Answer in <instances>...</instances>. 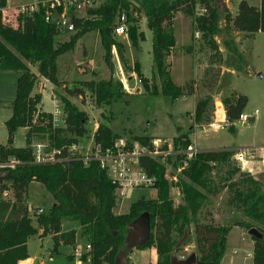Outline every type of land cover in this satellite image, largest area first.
Returning a JSON list of instances; mask_svg holds the SVG:
<instances>
[{"label":"trees","instance_id":"obj_1","mask_svg":"<svg viewBox=\"0 0 264 264\" xmlns=\"http://www.w3.org/2000/svg\"><path fill=\"white\" fill-rule=\"evenodd\" d=\"M92 4L94 6L86 8V17H73L74 31L68 33L59 30L54 22L45 21L42 9L26 14L15 13L13 20H7L3 15L6 0H0V69L18 73L15 96L10 105L11 114L4 123L7 143L0 144V158H13L20 162L4 178H0V189L12 190L11 199H0V264H18L26 260L29 257L28 240L37 235L38 230H41L39 237L51 235L54 250L60 245L74 246L77 230L69 228L62 231L65 220L76 222L80 239L84 245L89 244L90 249L86 252L90 258L89 264H115L116 254L124 248L129 223L144 212L148 213L150 238L138 249L153 246L157 256L155 264H170L171 255L184 245L181 243L177 246V238L188 233L191 224L197 264L220 263L227 233L233 226L245 230L256 228L261 233L260 239L250 236L252 264H264V185L250 172L230 167L232 150L200 151L185 163L182 154L169 156L167 160H171L172 167L181 168L176 182L166 179V168L160 158L139 156L140 168L155 178V183L150 187L155 189L156 195L154 198L140 197L131 202L126 213L117 214L114 212L118 199L116 185L111 183L96 161H89L85 165L77 152L69 150L87 134L85 124L88 117L68 97L83 96L87 92L96 104H110L125 94L121 83L109 78L80 81L79 86L63 85L66 95H57L63 122L55 126L51 113L38 108L41 94L34 92L38 76L56 87L65 82L59 77L62 70L59 59L87 32L99 35L109 66L112 46L117 48L120 60L125 64L123 46L115 41L113 34L119 16L124 14L128 39L134 46L143 39L136 22L140 15L145 18V24L152 34L153 73L158 79L162 96L170 102L191 96L195 89L193 80L184 84L175 83L166 62L175 46L173 25L176 13L193 15L196 5H204L207 13L195 18V26L201 37L208 35L209 40V33L213 36L217 31L219 18L231 30L249 35L264 32V0H260L258 7L246 0H239L235 14L229 13L224 4L217 0H99ZM222 35L224 66L234 71L241 70L244 59L237 43L230 33ZM210 46L215 49L214 56L219 55L214 41H210ZM185 52L190 53V47L185 48ZM30 66L35 67L36 72L31 71ZM131 71L137 75L145 90L152 88V93H155L156 84L152 82V77L149 83L142 76L139 63L135 62ZM223 78L219 85L223 91L220 101L225 111V124L233 128V123L244 111L247 97L233 91L227 92L230 73H224ZM212 95L206 94L196 99L191 116L193 124L172 138L174 150H185L191 144L194 125L201 127L212 122L208 114L213 107ZM17 128L25 129L23 147L12 145L13 133ZM116 138L103 122H99L92 133L93 144L103 148L112 147ZM35 139H44L48 148L57 150V160L32 163L31 145ZM151 140L146 135H138L125 141V145L130 148L133 142H137L152 149ZM218 166L227 169L224 175L215 177L212 172ZM31 181L39 182L54 201L41 214L28 212L26 196ZM171 186L177 189L182 203H174L169 195ZM224 188L228 192L225 204L233 215L237 212L243 219L226 223L214 221L208 197H216Z\"/></svg>","mask_w":264,"mask_h":264},{"label":"rangeland","instance_id":"obj_2","mask_svg":"<svg viewBox=\"0 0 264 264\" xmlns=\"http://www.w3.org/2000/svg\"><path fill=\"white\" fill-rule=\"evenodd\" d=\"M36 1L39 0H9V8L4 9L3 15H6L7 20H13L14 9L18 5H27ZM98 1L96 0L95 3ZM246 1L250 5L260 6V0ZM218 2L224 4L229 13H236L239 0H219ZM78 14L82 15V12H78ZM136 23L139 27L138 31L143 36V39L137 41V46H134L128 39L127 33L115 37V41H119L123 46L125 64L120 60L119 52L114 46V49L111 48L110 51L111 66H109L99 35L96 32L91 31L80 36L74 47L61 55L59 59L62 67L59 77L65 81L60 87H56L48 80L38 76L34 88V92L41 94V102L38 108L53 114L55 112L54 103L56 102L60 106L57 95H66L62 89L63 85L69 87L79 86L80 81L89 79L108 80L110 78L114 82H120L121 89L125 93L118 101H112L106 105L103 103L96 104L94 98L87 92L83 96L68 97L88 117L85 124L87 134L76 145L75 151L81 154L92 152V133L99 122L107 124L117 137L113 146L115 143L130 141L131 137L138 135H146L151 139H161L172 143L174 136L186 131L193 124L190 114L193 113L195 101L206 94H213V107L208 112L212 118L217 108L215 100H220V95L223 93L219 86L224 80L223 74L220 73L222 69L220 66L228 68L222 62L225 59V49L221 45L222 34L228 32L233 36L235 42H239L237 45L243 56L244 65L241 70L234 71L232 74L227 92L233 91L245 95L247 104L243 113L254 119L251 123L249 120L247 122L235 121L233 128H229L228 124H225V120L216 121L215 124L203 125L205 127H196L193 143L201 151L230 149L234 154V150L254 149V159L239 163L231 157L229 165L250 172L264 185V161L261 162L262 159L259 155L262 148H264V32H256L245 36L231 30L224 20L219 18L216 23L217 31L215 35L212 36L209 33L211 40H209L208 35L201 37V34L199 38H195L193 33L194 30H197V27L195 26L194 16L184 15L180 12L176 13L173 34H175V39L178 41L175 50L179 53L180 60L176 62V68L173 70V80L179 84L193 80L195 89L193 95L179 97L170 102L160 93L158 79L153 73L152 34L145 24L144 16L140 15ZM126 27L128 28L127 24ZM210 41H214L218 50L221 49L218 52L219 55L214 56L215 49L210 46ZM187 47H190V53L185 52ZM135 62L139 63V70L142 76L148 79L149 83L152 77V82L156 84L155 93H152V88L145 90L137 75L131 71ZM219 64L221 65L218 66ZM228 69L232 70V68ZM30 70L36 72L35 67L30 66ZM189 75L191 77H188ZM17 77V72L0 69V144L7 143V132L4 123L11 114L10 105L15 96ZM253 112H256V116H252ZM36 142L47 144L44 139L33 140V143ZM24 144L25 129L17 128L13 133L12 145L23 147ZM133 144L139 143L133 142ZM160 150H163V148H160ZM166 158L168 159V157ZM160 162L163 163L161 160ZM180 169V167L179 169L173 168L171 160L169 162L167 160L166 173L179 174ZM226 169L225 166H218L216 170H213L212 175L215 177L224 175ZM166 179L170 182L169 176ZM155 195V189L149 186L130 188L123 197L117 194V206L114 212L117 214L126 213L131 202L140 197L154 198ZM169 195L174 203H182L181 196L175 186L170 187ZM227 197V188H224L216 197H208L211 202L209 209L212 211L215 222L226 223L233 219H243L237 212L234 215L232 214V210L225 204ZM53 202L51 194L39 182H29L26 196L28 206L41 208L46 212ZM32 221L35 224L33 215ZM70 227H78V224L69 220L62 223V230H67ZM247 231L237 226H233L228 231L224 253L219 264H252L250 254L252 252V240ZM179 241L181 242L178 245L181 243H184V245L173 255L177 259H180L181 256L185 259L193 253L197 259L192 224L189 226L185 237L177 238V243ZM78 242L79 247L84 249L85 245L82 240L80 239ZM69 249L70 247L66 248V250ZM29 251L31 254L35 252L32 244H29ZM133 251V257H136V259H133L134 264H149L148 262L155 264L157 260L156 252L149 247H143L140 250L134 248ZM136 253H139V257ZM246 253L249 255L246 256ZM44 259L46 260L47 257L44 256ZM128 263L130 264L129 257Z\"/></svg>","mask_w":264,"mask_h":264},{"label":"built area","instance_id":"obj_3","mask_svg":"<svg viewBox=\"0 0 264 264\" xmlns=\"http://www.w3.org/2000/svg\"><path fill=\"white\" fill-rule=\"evenodd\" d=\"M96 0H39L27 5H18L15 8V13L26 14L39 9L43 10L44 20L47 22H54L56 27L63 32H73L74 24L73 17H86V8L92 6ZM94 6V5H93ZM82 12V15L78 14ZM207 13V8L204 5H196L193 10L194 18L205 15ZM127 31L125 16L121 14L118 18L116 25L113 28V34L115 36L124 35ZM194 37L199 38L200 32L194 30ZM114 49V46H112ZM55 112L51 114L52 124L60 125L63 122V113L61 107L55 102L54 103ZM252 116H256V112L252 113ZM251 117L242 113L239 116L238 121L247 122ZM253 118V117H252ZM152 149L139 144H133L130 148H127L125 143L119 142L112 147L103 148L100 145L93 144V150L91 153H78L82 162L86 165L89 161H96L100 169L105 171L112 184L116 185V192L120 196H125L128 189L139 187V186H152L155 183V178L153 176H148L139 166L138 158L141 155H148L152 158H160V160L167 167V158L169 156H176L179 154L183 156V162H187L194 158L197 153L201 150L198 149L193 143L189 144L185 150H174L171 142L161 139H153L151 141ZM76 145H72L69 150L73 153L75 151ZM163 148V150H160ZM32 160L34 164H42L46 162L56 161L57 150L53 148H48L47 145L43 143H33L31 145ZM76 152V151H75ZM233 158L237 162L245 163L246 160L254 159L255 153L254 149H238L233 151ZM263 155L261 157L264 161V148H262ZM166 158V160H165ZM20 162L19 160L1 159L0 158V171H8L13 169ZM179 169V168H177ZM169 176L170 182L177 181V174L165 171V177ZM12 190L9 188L0 189V199L9 200L12 196ZM28 212L33 214L43 213V209L34 208L28 206ZM89 244H85L84 249L77 247L75 249V255L78 259V264H89V255L86 252L89 251ZM235 252V251H233ZM247 256V253H246ZM183 259V256L179 257Z\"/></svg>","mask_w":264,"mask_h":264},{"label":"crops","instance_id":"obj_4","mask_svg":"<svg viewBox=\"0 0 264 264\" xmlns=\"http://www.w3.org/2000/svg\"><path fill=\"white\" fill-rule=\"evenodd\" d=\"M8 1L9 0H6V6L4 9L9 8L8 7ZM239 33L244 34L246 36V34L243 32H239ZM174 38H175V34H174ZM175 42H176V44H175L174 48L171 50V53L166 58V62L169 64V71L171 68L170 76H171L172 80H173V76H174L173 70L176 68V62L180 60L179 59L180 58L179 53L175 50L178 41L176 40ZM236 43L238 44L239 42L236 41ZM219 50L221 51V49H219ZM220 68H222L220 70L221 74L230 73V78H231L232 74L234 73V70H230V69L224 68L222 66H220ZM188 77H191V76L189 75ZM174 82L179 84L176 81H174ZM216 100H215L216 103L217 102L220 103V111H217V108H216V110L214 111V114L212 116V122L210 124H215L216 121H224L225 120L224 108H223L220 100L219 99H216ZM190 116H192V114H190ZM95 127H96V125H95ZM196 127H200V126L194 125V127L192 129V143H193V135H194ZM201 127H205V126H201ZM205 151H208V150H205ZM259 155L262 157V155H263L262 152H260ZM261 162H262V160H261ZM70 228H74L77 230L74 246L60 245L56 250H54L51 235L39 237L41 230H38L37 235H35L30 240H28V243H27L28 250H29V244L33 245V248L35 250L34 254H31L29 251V257L26 260H23L20 262H27V264H53L54 262L56 264H70V263L78 264V259L75 255V249H77V247H79V245L77 244V243H79L78 241H80L79 231H78V227H70ZM67 247H70V249L66 250ZM148 247L150 249L154 250V252H155V248L153 246H148ZM133 250L134 249H132L131 254L128 256L130 264H134L133 259H136L135 256L133 257V252H134ZM136 254L138 255L139 253H136ZM250 254L252 257V252ZM248 255L249 254L247 253V256ZM44 256L47 257L46 260L44 259ZM138 257H139V255H138ZM56 258H58V260H56ZM20 262H18V264ZM148 263L152 264L150 262H148Z\"/></svg>","mask_w":264,"mask_h":264},{"label":"water","instance_id":"obj_5","mask_svg":"<svg viewBox=\"0 0 264 264\" xmlns=\"http://www.w3.org/2000/svg\"><path fill=\"white\" fill-rule=\"evenodd\" d=\"M254 118H250L249 122L251 123ZM8 174V171H0V178H4ZM249 236L256 239L262 238L261 233L256 228H250L248 231ZM186 233H184L185 237ZM150 238V228H149V219L148 213L144 212L140 214L136 219L129 223L125 240L124 248L120 250L114 259L115 264H129L127 259V253L134 249L138 248L149 241ZM179 241L177 245L180 243ZM170 264H197V259L192 253L185 259H177L174 255L170 257Z\"/></svg>","mask_w":264,"mask_h":264},{"label":"bare ground","instance_id":"obj_6","mask_svg":"<svg viewBox=\"0 0 264 264\" xmlns=\"http://www.w3.org/2000/svg\"><path fill=\"white\" fill-rule=\"evenodd\" d=\"M216 107H217V111H220V103L219 102L216 103ZM25 264H27V262Z\"/></svg>","mask_w":264,"mask_h":264}]
</instances>
